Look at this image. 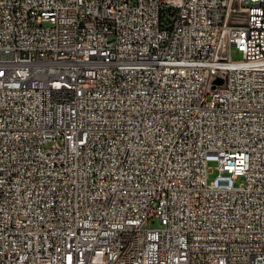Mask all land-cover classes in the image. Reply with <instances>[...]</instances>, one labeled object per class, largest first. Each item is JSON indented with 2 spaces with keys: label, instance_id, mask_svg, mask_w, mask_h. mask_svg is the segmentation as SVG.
<instances>
[{
  "label": "built area",
  "instance_id": "built-area-1",
  "mask_svg": "<svg viewBox=\"0 0 264 264\" xmlns=\"http://www.w3.org/2000/svg\"><path fill=\"white\" fill-rule=\"evenodd\" d=\"M0 264H264V0H0Z\"/></svg>",
  "mask_w": 264,
  "mask_h": 264
},
{
  "label": "rangeland",
  "instance_id": "rangeland-1",
  "mask_svg": "<svg viewBox=\"0 0 264 264\" xmlns=\"http://www.w3.org/2000/svg\"><path fill=\"white\" fill-rule=\"evenodd\" d=\"M230 56L233 60H239L241 59V54L239 52H237L235 49H232L230 51ZM209 166L210 167H214L215 166V163L214 162H210L209 163ZM217 174V171L216 170H210V173H209V180H212V178L215 177V175ZM241 182V179H238L236 181V184H239ZM146 227H149V228H156V227H160V221L158 218H150L148 220L145 221V224H144Z\"/></svg>",
  "mask_w": 264,
  "mask_h": 264
},
{
  "label": "bare ground",
  "instance_id": "bare-ground-1",
  "mask_svg": "<svg viewBox=\"0 0 264 264\" xmlns=\"http://www.w3.org/2000/svg\"><path fill=\"white\" fill-rule=\"evenodd\" d=\"M244 24H251V14H244ZM204 112H211V103H204Z\"/></svg>",
  "mask_w": 264,
  "mask_h": 264
},
{
  "label": "water",
  "instance_id": "water-1",
  "mask_svg": "<svg viewBox=\"0 0 264 264\" xmlns=\"http://www.w3.org/2000/svg\"><path fill=\"white\" fill-rule=\"evenodd\" d=\"M220 83H222V79H221V78H217V79H215L214 82H213V86H212V88H214V86H215L216 84H220Z\"/></svg>",
  "mask_w": 264,
  "mask_h": 264
}]
</instances>
